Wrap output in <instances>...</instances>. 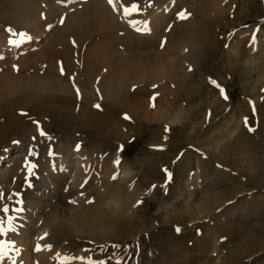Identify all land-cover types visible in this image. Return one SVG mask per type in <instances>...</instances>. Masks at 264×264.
Here are the masks:
<instances>
[{
    "label": "rangeland",
    "instance_id": "rangeland-1",
    "mask_svg": "<svg viewBox=\"0 0 264 264\" xmlns=\"http://www.w3.org/2000/svg\"><path fill=\"white\" fill-rule=\"evenodd\" d=\"M136 2L142 11L124 16L121 3L133 0H116L117 11L108 0H76L67 6L57 0H0V191L6 194L0 207L7 203L8 217L14 218L5 225L14 231L0 240L17 245L6 247L0 264H81L63 259L71 256L113 257L109 264L118 257L127 264H264V0ZM181 9L191 14L186 20L176 17ZM102 11L121 28L103 38L106 53L140 58L152 70L170 72L163 80L166 91L149 86L140 93L135 87L110 101L95 92L102 91L101 74L95 82L86 78L93 104H84L82 91L77 98L69 77L75 75L81 90L88 69L78 63L98 47L97 13ZM34 16L37 21L25 28L23 19ZM8 28L31 39L7 46L9 39L21 37L10 36ZM257 29L253 51L249 40ZM209 78L226 90L227 101ZM154 92L161 93L155 108L149 102ZM141 104L156 113L154 121L130 112V106ZM245 117L254 132L245 127ZM37 121L46 136L39 134ZM121 145L124 150L118 152ZM104 163L111 176L98 183L97 191L96 179L86 176L92 168L100 178ZM31 165L34 175L27 170ZM6 168L10 177L3 175ZM165 168L173 174L167 191L160 187ZM124 170L130 174L123 176ZM63 174L71 184L64 199L67 215L99 206L103 215L95 222L105 223L101 232L45 228L49 217L60 214L51 188ZM38 182L42 186L36 188ZM12 193L20 196L9 201ZM138 200L143 203L135 206ZM37 240L51 249L34 250ZM18 241L29 246L31 259Z\"/></svg>",
    "mask_w": 264,
    "mask_h": 264
},
{
    "label": "bare ground",
    "instance_id": "bare-ground-1",
    "mask_svg": "<svg viewBox=\"0 0 264 264\" xmlns=\"http://www.w3.org/2000/svg\"><path fill=\"white\" fill-rule=\"evenodd\" d=\"M101 7V6H100ZM98 10V9H97ZM101 10V9H100ZM98 14V19H99V29H98V33H97V39L98 41V47L93 48L91 50L88 51V55L85 57V61L83 62L80 59V62L78 63L81 68L83 66H85V68L87 67V71H85V79L83 81V83L80 85L81 86V91L84 97V101L88 104H93V98L95 96L88 95L87 94V89H88V81L87 79H93V81L95 82V79L98 78L96 76H100L101 74H103V76L101 75L100 78L102 77V81L99 83L100 86L102 87V91L100 92L101 97H104L105 99H115L118 98V96L120 95V92L122 90H128V89H132L135 87H138V91L141 93V91H145L146 87L149 86H153V84L158 85V89H160L159 91H166V84H163V80L166 79V75L169 74H164L163 71H155L152 70L151 68H149V66L147 64L150 63H144V60L142 59H137V60H133L130 58H125V57H121V58H114L116 55H114V57H112V53H106V48H104V44H103V38L110 35V37L113 35H115V33L120 30L121 28L119 27V25L116 23L114 16L109 13V12H105L102 11V14ZM163 18V17H162ZM37 21V17H31L29 19H23V21L21 22L22 25L26 28L29 25H33L35 22ZM157 21V20H156ZM158 23V22H156ZM127 29V28H126ZM141 31V30H140ZM143 31V30H142ZM29 32V30H28ZM148 32V31H147ZM32 35V34H31ZM140 35V34H139ZM138 35V36H139ZM143 35H145L143 33ZM112 36V37H113ZM31 37V36H30ZM120 38V37H119ZM146 38V37H145ZM22 39H26L24 37H19L15 40H12L15 42V44H19L20 42H22ZM115 39V38H114ZM128 39V38H127ZM148 38H146L147 40ZM97 41V40H96ZM102 41V42H101ZM106 41V40H105ZM122 41V40H121ZM123 42V41H122ZM121 42V43H122ZM152 42V41H151ZM150 42V43H151ZM259 42V41H258ZM97 43V42H96ZM94 44V43H93ZM106 44V43H105ZM148 44V43H147ZM258 44V43H257ZM7 46H11L14 44H6ZM108 48V46H106ZM110 47V46H109ZM150 47V46H149ZM257 47V45H256ZM133 49V48H132ZM110 50V49H109ZM116 51V50H114ZM115 53V52H114ZM142 58V57H141ZM151 59V58H150ZM75 61V60H74ZM79 61V60H78ZM136 61V62H135ZM174 65V64H173ZM163 66V64L161 65V67ZM155 67V66H154ZM80 68V67H79ZM172 75V74H171ZM87 76V77H86ZM163 77V78H162ZM87 78V79H86ZM167 78H169L167 76ZM173 78V77H172ZM171 79V78H170ZM168 80V79H167ZM173 81V80H172ZM97 82V80H96ZM169 85V83H168ZM91 88V86H90ZM95 88V86H94ZM152 88V87H151ZM96 88H95V92H96ZM168 91V90H167ZM137 92V93H139ZM153 92V91H152ZM161 94V93H159ZM167 94V93H166ZM164 95V94H163ZM162 95V96H163ZM160 96V95H158ZM161 96V97H162ZM166 96H163V98H165ZM122 98V97H121ZM114 100V102H115ZM162 101L164 99H161ZM166 100V99H165ZM91 101V102H90ZM111 101V100H110ZM148 101V100H147ZM97 102V101H96ZM113 102V101H112ZM118 103V102H116ZM149 103V102H148ZM161 104V103H160ZM87 105V104H86ZM89 106V105H88ZM149 109V105L147 107H145V105L143 106L142 104L139 106L136 105H132L130 106V112L138 117L143 116V117H147L149 119H151V121H154V119L156 118V113L154 112H150ZM87 113V112H86ZM82 114V113H81ZM84 117V116H83ZM138 119V118H137ZM160 120V119H159ZM140 121V120H139ZM85 123V122H84ZM122 127V126H121ZM137 130V129H136ZM113 131V129H112ZM116 131V128H115ZM114 133V132H113ZM119 134V133H118ZM121 134V133H120ZM114 135V134H113ZM118 136V135H116ZM113 137V136H112ZM121 137V136H120ZM119 137V138H120ZM20 153L15 154V156L18 157ZM95 157V156H94ZM76 158H80V153H78V155H76ZM89 159V158H88ZM87 159V161H88ZM96 160V159H95ZM86 161V162H87ZM80 162V161H79ZM81 162H83V160H81ZM89 162V161H88ZM87 162V163H88ZM91 162V161H90ZM86 163V165H87ZM108 164V163H107ZM107 164H102L100 165V178H98V176L96 175L97 173L95 172V170H93L92 168H90L88 171L90 172V175H87L86 177H90V180H95L97 181V184L102 181V182H106L109 174V168L107 166ZM84 165V164H83ZM83 165L81 167H83ZM91 165V164H90ZM89 166V165H87ZM8 167V166H7ZM80 167V168H81ZM92 167V166H90ZM94 167V166H93ZM96 167V166H95ZM94 167V168H95ZM88 168V167H87ZM86 168V169H87ZM98 169V168H97ZM9 169H5L4 172V176L5 177H10L11 173L9 172ZM14 170V169H13ZM16 171V170H15ZM19 171V170H18ZM84 171V170H83ZM20 172V171H19ZM79 172V171H77ZM16 173V172H15ZM21 173V172H20ZM112 173V172H111ZM18 174V173H17ZM22 174V173H21ZM130 171L129 170H124L123 172V176L129 175ZM83 176V175H82ZM111 176V175H110ZM20 177V175H19ZM66 176L63 174L61 177L58 178L57 183L55 184V186H53L51 188L52 192L54 194H56V198L58 199V203L56 206V209L59 211L60 210V214H57V218L55 219H51L50 217L48 218V221H46V223H44L45 228L51 229L53 228V226L57 227V226H62V225H67L69 230H72L73 232H81V231H85L87 230V232L89 233V231H95V232H101L102 228L105 227V223L103 225H97L95 220L101 218V216L103 215L102 210L99 208V206H91L87 205V207L83 208L82 210H80L79 212H75L73 214H68L70 215L68 218V220H65V217L68 216V209L66 208L67 205L65 204L64 199H66L67 197H69L70 192H71V184L69 183V181H66ZM109 180V179H108ZM56 181V180H55ZM101 182V183H102ZM109 183V182H108ZM50 185V184H49ZM109 185V184H108ZM39 186H42L40 184V182L36 183V188H39ZM63 187V189H60L59 187ZM99 186L101 185H97V191L99 189ZM105 186V185H104ZM51 187V186H50ZM96 188V187H95ZM103 188V187H102ZM94 189V188H93ZM37 192V191H36ZM100 193V192H99ZM100 195V194H99ZM56 200V199H55ZM43 201V200H40ZM84 203V202H82ZM84 205V204H83ZM82 205V206H83ZM96 205V204H95ZM117 205V204H116ZM100 222V221H99ZM97 221V223H99ZM103 222V221H102ZM101 223V222H100ZM45 230V231H47ZM44 233V232H43ZM40 236V235H39ZM8 238V237H7ZM40 238H44L40 236ZM39 239V238H38ZM42 241V240H41ZM40 240H37L35 245H33L35 247V249L37 248L38 245L41 246V248H44V245L41 243ZM17 243V242H16ZM18 246H20V249L25 250V256L28 257V254L32 251H30L29 246L23 244L21 241H18ZM43 245V246H42ZM17 246V245H15ZM19 248V247H17ZM19 249V250H20ZM34 249V248H33ZM34 249V250H35ZM20 250V251H22ZM43 250V249H41ZM29 251V253H28ZM37 251V250H36ZM23 252V251H22ZM40 252V251H39ZM19 253V252H18ZM23 254V253H22ZM34 254V253H33ZM37 255V254H35ZM23 257V256H22ZM31 255L28 257L30 258ZM33 257V256H32ZM13 258V257H12ZM25 258V257H24ZM31 259V258H30ZM33 259V258H32ZM26 261V259H25ZM31 261V260H29ZM36 261V260H35ZM15 262V261H14ZM34 262V261H32ZM37 262V261H36ZM31 264V262H29ZM40 263V261H39ZM8 264V263H7ZM14 264V263H13ZM16 264V263H15ZM18 264V263H17ZM22 264V263H21ZM25 264V263H24ZM33 264V263H32ZM35 264V262H34Z\"/></svg>",
    "mask_w": 264,
    "mask_h": 264
},
{
    "label": "snow or ice",
    "instance_id": "snow-or-ice-1",
    "mask_svg": "<svg viewBox=\"0 0 264 264\" xmlns=\"http://www.w3.org/2000/svg\"><path fill=\"white\" fill-rule=\"evenodd\" d=\"M74 2H76V0H57V3H64L65 6H67V4H72ZM151 2H152V0H149V6H151ZM108 3L113 7L114 11H117L116 0H108ZM121 8L123 9V15L124 16H131L134 13H139V12L142 11V8H141L140 4L137 3L136 0H133V3H131L130 5H124L123 3H121ZM190 15L191 14L187 13L186 10H184V9H181L180 11H178L176 13V17L179 20H186L188 18V16H190ZM59 22H60L61 25H63V23L65 22V18L63 16H61ZM52 27H53L52 25H49L48 26L49 30H52ZM6 31L9 33L10 36L19 35V36L24 37L26 39H31V37L27 33H17L11 28L6 29ZM137 31H140V29H137ZM258 31H259V29H257L256 31H253L252 34H251V39L249 40V47H252L253 51L256 50L255 46L258 43V38H257V32ZM229 35H232V33H229ZM9 43L10 44H14V46H19L18 44H15V42L12 41L11 39H9ZM166 43H167L166 39L162 40L161 41V48H163ZM73 44L75 46V41H73ZM227 47H229V45L225 44V48H227ZM2 58L3 57H0V59H2ZM13 69L18 71L19 70L18 69V65H13ZM189 71H192L191 67H189ZM60 74L61 75L65 74L62 62H61V66H60ZM69 79L73 82V88L75 89L77 98L79 99L80 96H81V90L75 83V75L70 76ZM209 82H210V84H212L213 86H215L218 89V91L220 92V94H221V96H222V98L224 100L227 101L229 99V96L227 95L226 90L215 79L209 78ZM152 87H153V89H156L158 87V85H153ZM97 91L99 92V90H97ZM262 91H264V90H262ZM158 95H159L158 92H154L153 95L149 98L150 107H153V108L156 107V100H157ZM262 99H264V97H262ZM94 107L99 109L101 106L99 104H96V105H94ZM253 114H255V106L254 105H253ZM123 118L126 119V120H130V117L128 116L127 113H125L123 115ZM244 122H245V127L247 128V130L249 132H254L256 130L254 127L250 126L248 117L244 118ZM34 123H36V125H37V130H38L39 134L41 136H46V133L43 132L40 129L39 122L37 121V122H34ZM168 131H169L168 127L165 126V132H168ZM33 139L35 140L36 137H33ZM49 139H50V137H49ZM165 139H167V137H165ZM13 143H19V142L18 141H14ZM79 149H80V145L78 144L76 146V150H79ZM123 150H124V146L123 145L119 146L118 149H117L118 152L119 151H123ZM197 151H199V150L197 149ZM34 154L35 153L30 148L29 149V155H34ZM49 155L50 156L53 155V152H52L51 148L49 150ZM182 155H183V153H181L180 155L177 156V161L180 160ZM175 162L176 161H174V163ZM26 163H27V158H26ZM114 163L119 165V163H120L119 159L114 161ZM217 166L218 167H223L222 165H217ZM34 167H35V165H31L27 169L28 173L30 175H34L35 174L33 172V168ZM163 171L166 174V182H165L164 185H161L160 187H163L167 191L168 184H170L172 182V180H173V174L170 171H168L167 168L163 169ZM112 178L116 179V176L113 175ZM156 187H157V185L154 184V185L151 186V189H155ZM19 196H20L19 193H12V194H8L7 195V199L9 201H11L13 199V197H19ZM5 197H6V194L3 191H0V201H3L5 199ZM92 202L93 201H91V200L88 201V203H92ZM16 203L20 204V203H22V200L18 199L16 201ZM142 203H143L142 200H138L136 202L135 206H140ZM9 210H10L9 209V205L7 203L3 204V206L0 207V213H3V216H0V237H6V236L9 235L10 232L14 231V229H12V228H6L5 227L6 224H11L12 219H14V218H9L8 217ZM12 210L15 211V212H21L24 209L23 208H14ZM176 231L179 232L180 229L177 228ZM197 234H200L199 229L197 230ZM45 235H47V234H45ZM222 239H224V238H222ZM6 247L14 248L15 247V241L11 240V239H8L6 241L0 240V260H3L8 255V252L6 251ZM44 247L51 249L52 246L46 244V245H44ZM101 247H103V246H101ZM113 247H118V246L114 245ZM35 250H37V251L41 250V246L38 245ZM85 251H87V250H85ZM56 255H57V257H60L61 254L57 253ZM63 259L66 260V261H69V262L70 261H80L81 264H109V261L113 260V257H109L108 260H93L91 256H88V257L71 256V257H64ZM14 264H15V262H14ZM57 264H61V262L58 260ZM115 264H127V262L124 260L123 257H118V258H115Z\"/></svg>",
    "mask_w": 264,
    "mask_h": 264
}]
</instances>
